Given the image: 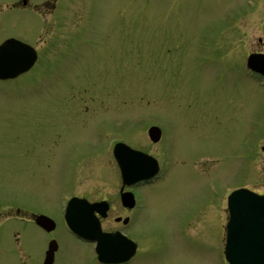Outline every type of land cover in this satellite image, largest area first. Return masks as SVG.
<instances>
[{
  "label": "rangeland",
  "instance_id": "obj_1",
  "mask_svg": "<svg viewBox=\"0 0 264 264\" xmlns=\"http://www.w3.org/2000/svg\"><path fill=\"white\" fill-rule=\"evenodd\" d=\"M98 1L97 17L89 0H58L59 22L52 27L46 21L40 27L21 12L0 16V35L31 37L40 28L35 68L0 81V264L40 263L48 235L29 216L2 213L5 205L30 195L36 211H49L57 222L56 264H95L89 244L65 229L59 192L106 198L111 207L102 228L125 231L114 222L129 214L119 204V175L111 156L91 149V128L96 123L94 139L102 147L116 137L157 154L142 120L149 116L167 121L169 152L179 158L162 181L137 186L144 209L128 232L160 250L150 249L130 264H226L225 194L248 184L264 192V153L258 149L264 140L256 134L261 127L251 126L255 117L264 119V87L235 71L247 52L264 51V0ZM86 37L95 38L92 48L63 55L70 40ZM206 55L223 56L228 64L217 71L220 79L226 74L221 82L203 78L217 62L203 60ZM56 68L65 77L53 85ZM81 153L94 156L78 164ZM206 178L211 205L199 213Z\"/></svg>",
  "mask_w": 264,
  "mask_h": 264
},
{
  "label": "water",
  "instance_id": "obj_2",
  "mask_svg": "<svg viewBox=\"0 0 264 264\" xmlns=\"http://www.w3.org/2000/svg\"><path fill=\"white\" fill-rule=\"evenodd\" d=\"M25 48H21L23 51ZM24 54H28L27 52ZM23 59V60H22ZM13 60L14 63L7 66V60L0 58V68L5 67V70H0V77L13 76L16 73L26 69L32 62L31 59L22 58ZM258 56L251 55L249 58V65L256 70L264 73V63L260 65ZM20 62V66L17 63ZM261 62V61H260ZM6 68H8L6 70ZM122 150L133 153L126 146L119 144ZM137 158L133 160V164L141 166V162ZM123 179L127 182L131 180L140 179L149 176L153 171L147 173L145 170H128L124 165H121ZM127 205L128 202H125ZM82 207L80 202L71 200L68 203L65 219L71 230L77 235L87 239H97V248L99 258L103 261H111V254L113 250H118L123 243L109 234H102L99 230V224L96 219L90 215L92 208L99 210V206H91L90 212L83 220L77 217V211ZM230 220L228 223L227 243L225 246L226 258L231 264H264V195L259 196L247 190L240 189L232 192L229 196ZM37 222L45 229L49 230L53 227V221L45 216H38ZM114 239V240H113ZM125 244V242H124ZM55 241L49 242V249L47 252L51 255L55 248Z\"/></svg>",
  "mask_w": 264,
  "mask_h": 264
},
{
  "label": "flooded vegetation",
  "instance_id": "obj_3",
  "mask_svg": "<svg viewBox=\"0 0 264 264\" xmlns=\"http://www.w3.org/2000/svg\"><path fill=\"white\" fill-rule=\"evenodd\" d=\"M57 10H58V0H3V1H0V12H1L0 16H2L4 14L8 15L10 13L21 12L23 14L25 13L26 15H28L30 17H34L36 19V21H38L40 23V26H42V24H43L42 22L45 23V21L49 23L50 27H52L53 24H57L59 22V20H58L59 13L56 15ZM54 15H56V19L48 20L49 17H53ZM38 35H37V29L31 35V37H27V36L23 37L21 35H17L14 33L13 34L12 33L11 34H4V35H0V42L2 40H4L5 38H8V37H16V38L22 39L28 43H31V42H34V39L36 40V37ZM73 38L74 37H72V39ZM84 40L88 44L91 43V40L87 37L85 39L79 38L78 40L77 39L70 40L69 48L66 49L67 51L65 53H63V55L67 54L68 50L70 49L69 52L74 54V55H72L73 57L75 55L78 56L84 47V44H85ZM45 41H46V38H45ZM48 43H50V42L46 41V44H48ZM36 50H37V55L40 56L39 50L37 48H36ZM59 50H61V49H59ZM55 56H56V58H59L57 56V54ZM62 64H64V63H62ZM65 64L68 65L67 66V68H68L70 66L71 62L69 63V61H67V62H65ZM197 114H198V112H197V108H196L195 115H197ZM194 120H196V119H194ZM205 122L209 123L208 118H207V121H205ZM260 126H261V130L258 132V134L262 135V134H264V124H261ZM164 129L167 131V134L170 133L169 124H167L164 127ZM242 129H243V124L240 122L239 131H242ZM167 140H169V141H165V139L161 138L157 142H150V144L157 146L158 151L160 149H164L165 151H170L172 149V147L170 145L171 137H168ZM80 141H81V139H75L76 143H78ZM91 141H93V136L90 138V142ZM92 146L93 147L90 146L91 149H94V150L99 149L98 145H92ZM142 150L147 151V149H142ZM147 152H149V151H147ZM149 153H151V152H149ZM263 153H264V149H263ZM84 154L89 155L90 153H81L80 156L76 159V163H79V161L84 157ZM176 157L179 158L178 155H176L172 158L171 152H170L169 164L167 165V167H164V165H162L163 159H164L163 156H161L160 159L156 156L158 166L160 169L159 173L157 174V176L155 178H153L151 180L144 181L140 184H137L136 186L141 185V187L146 189L147 187L153 186L155 183L162 181L166 177V175L168 174L171 167L175 164L173 161H174V158H176ZM196 157L197 156H195L193 159H195ZM192 168H194V167L192 166ZM202 190H203V195L200 198L198 205H197L199 213L206 211L207 208L211 205L210 195H209L210 190H209V187L207 185L206 180H205V182H202ZM72 194H76V193H72ZM76 195H79V193H77ZM81 196H85V195H81ZM86 197L89 198L88 196H86ZM100 199H106V198H100ZM109 205H110V203H109ZM121 208L125 209L123 207H121ZM126 211L129 213V215H131V213L133 212V209L131 208V209H128ZM2 213L6 214L5 217H9V216H11L12 213H16L18 215V217L20 216V214H22V215H26V216L33 218L34 214L36 213V208H35V205L32 202V200L29 199L28 201H23V202L16 201L13 204L6 205V207L3 209ZM194 214L197 215L195 212H194ZM221 215H222V219H224L227 216V210H226L225 206L222 207ZM31 218H29L28 220H31ZM145 252H148V247L146 245L139 244V245H137L135 256L138 253H145ZM40 256L41 257H40V263L39 264H42V259L44 256V250H42V253ZM56 257H57V251L54 252V260H53L52 264H56Z\"/></svg>",
  "mask_w": 264,
  "mask_h": 264
}]
</instances>
